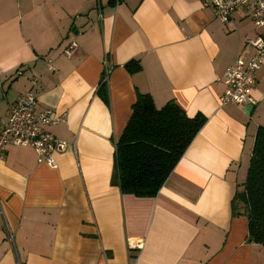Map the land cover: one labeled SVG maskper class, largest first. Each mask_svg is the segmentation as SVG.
Returning a JSON list of instances; mask_svg holds the SVG:
<instances>
[{
	"label": "crops",
	"instance_id": "1",
	"mask_svg": "<svg viewBox=\"0 0 264 264\" xmlns=\"http://www.w3.org/2000/svg\"><path fill=\"white\" fill-rule=\"evenodd\" d=\"M256 36L248 9L223 23L202 0H0V128L32 88L35 112L61 118L45 130L66 142L54 167L29 147L0 152V264H264L232 207L264 126V65L249 114L218 102L219 79L254 55ZM138 94L206 119L152 197L115 180Z\"/></svg>",
	"mask_w": 264,
	"mask_h": 264
},
{
	"label": "trees",
	"instance_id": "2",
	"mask_svg": "<svg viewBox=\"0 0 264 264\" xmlns=\"http://www.w3.org/2000/svg\"><path fill=\"white\" fill-rule=\"evenodd\" d=\"M138 67L131 61L125 68ZM206 119L188 117L173 100L157 108L138 94L131 116L115 144V180L121 193L155 196ZM235 214L247 220V241L264 250V126L256 132L243 190L232 201Z\"/></svg>",
	"mask_w": 264,
	"mask_h": 264
},
{
	"label": "built area",
	"instance_id": "3",
	"mask_svg": "<svg viewBox=\"0 0 264 264\" xmlns=\"http://www.w3.org/2000/svg\"><path fill=\"white\" fill-rule=\"evenodd\" d=\"M204 7L213 10L215 17L223 23L229 22L233 14L242 8L250 12L253 23L257 27H264V0H202ZM255 48L254 55L249 60L238 56L227 67L219 82L225 85L222 96L218 97L220 105L234 104L236 106L254 105L252 90L256 83V72L264 65V36H256L246 41ZM75 43L70 44L64 54L71 55ZM48 70H53L52 60H47ZM20 70L16 74L20 75ZM105 74L104 80L107 79ZM35 84L36 81H33ZM36 97L33 89L21 93L10 105L6 121L0 128V152L5 145L12 143L16 147L32 148L39 163L55 166L53 153L65 148L66 142L57 139L45 130L46 126H53L61 121L56 112L45 108L35 112ZM130 247L142 248L141 242H130Z\"/></svg>",
	"mask_w": 264,
	"mask_h": 264
},
{
	"label": "water",
	"instance_id": "4",
	"mask_svg": "<svg viewBox=\"0 0 264 264\" xmlns=\"http://www.w3.org/2000/svg\"><path fill=\"white\" fill-rule=\"evenodd\" d=\"M252 108H253L252 105L245 106L246 113L249 114V112L252 110Z\"/></svg>",
	"mask_w": 264,
	"mask_h": 264
}]
</instances>
